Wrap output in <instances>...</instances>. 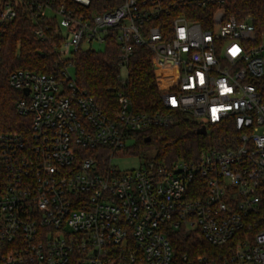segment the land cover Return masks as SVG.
Wrapping results in <instances>:
<instances>
[{
	"label": "built area",
	"instance_id": "1",
	"mask_svg": "<svg viewBox=\"0 0 264 264\" xmlns=\"http://www.w3.org/2000/svg\"><path fill=\"white\" fill-rule=\"evenodd\" d=\"M225 1L119 0L87 15L54 0H0V73L7 25L23 6L38 39L48 29L62 37L60 59L113 37L126 65L145 47L163 105L138 112L119 91L107 113L77 86L70 61L57 73L12 70L28 127L0 133V264H172L178 232L211 246L179 264H264V19L227 15ZM179 111L205 129L230 122L237 137L195 160L112 164Z\"/></svg>",
	"mask_w": 264,
	"mask_h": 264
},
{
	"label": "trees",
	"instance_id": "2",
	"mask_svg": "<svg viewBox=\"0 0 264 264\" xmlns=\"http://www.w3.org/2000/svg\"><path fill=\"white\" fill-rule=\"evenodd\" d=\"M118 1L91 0L88 6H82L72 0H54L53 4L56 6L63 3L76 14L90 15L92 12L109 10ZM209 10L210 8H195L198 15L208 13ZM224 10L227 15H233L237 19L249 14L256 24H261L264 19V0H226ZM194 17L199 18L197 15ZM53 21L54 19L48 22L50 28ZM35 27L36 21L27 16L25 7L20 6L5 31L1 52L0 133L22 132L28 127L26 117L19 115L14 107L22 93L8 84L9 73L19 68L57 73L64 62L70 61L77 86L92 96L107 113L116 110L119 91L128 97L135 111L149 112L163 107L153 72L151 53L145 47H134V52L126 63L127 79L122 82L119 76L122 65L117 59L116 41L113 37L109 38L103 50L79 48L72 51L70 59L62 60L54 48V44H60L62 37L55 36L48 29L49 37L40 40L34 34ZM198 129V123L186 113L175 112V121L172 124L151 126L136 134L128 152L139 155L152 151V156L147 159L169 165L177 160H195L203 149L225 146L230 139L237 137L230 122L209 126L205 134L199 133ZM101 152L103 157L106 150ZM171 240L175 250L172 264H179L183 253L192 260L197 254L211 247L197 236L182 232L175 234Z\"/></svg>",
	"mask_w": 264,
	"mask_h": 264
},
{
	"label": "rangeland",
	"instance_id": "3",
	"mask_svg": "<svg viewBox=\"0 0 264 264\" xmlns=\"http://www.w3.org/2000/svg\"><path fill=\"white\" fill-rule=\"evenodd\" d=\"M58 19H60V16H58ZM64 33V29H63ZM91 48H94L95 50H103L105 47V44L103 42H98V41H93L91 43ZM64 48L63 45L58 46L57 50L61 52V50ZM88 45H82V49H87ZM72 51L73 47H70V53H61V58L64 60H68L72 56ZM69 71L74 77V68L71 65L69 67ZM119 76L120 79L125 81L128 76V69L126 65H122L119 70ZM27 119V118H26ZM153 152L152 151H147L144 154H139V155H133L128 151H118L111 159L112 164L119 170H126V169H131L135 168L136 166L142 164L147 158L152 156ZM210 249H207L206 251H209Z\"/></svg>",
	"mask_w": 264,
	"mask_h": 264
},
{
	"label": "water",
	"instance_id": "4",
	"mask_svg": "<svg viewBox=\"0 0 264 264\" xmlns=\"http://www.w3.org/2000/svg\"><path fill=\"white\" fill-rule=\"evenodd\" d=\"M23 92H24L25 94H27V93H28V89L25 88V89L23 90ZM198 132H199V133H202V134H205V132H206L205 127H204V126L199 127ZM147 140H148V138H147Z\"/></svg>",
	"mask_w": 264,
	"mask_h": 264
}]
</instances>
